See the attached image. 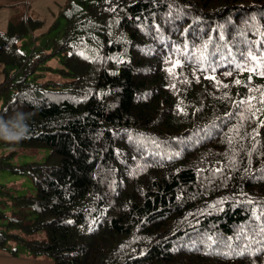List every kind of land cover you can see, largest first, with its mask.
Instances as JSON below:
<instances>
[{"label": "trees", "instance_id": "trees-1", "mask_svg": "<svg viewBox=\"0 0 264 264\" xmlns=\"http://www.w3.org/2000/svg\"><path fill=\"white\" fill-rule=\"evenodd\" d=\"M14 5L0 31L5 118L42 161L0 169V247L54 264H264V0H68L51 52ZM61 56L62 83L36 81ZM38 57V59H35ZM33 59V60H32ZM11 87V90H8Z\"/></svg>", "mask_w": 264, "mask_h": 264}, {"label": "rangeland", "instance_id": "rangeland-1", "mask_svg": "<svg viewBox=\"0 0 264 264\" xmlns=\"http://www.w3.org/2000/svg\"><path fill=\"white\" fill-rule=\"evenodd\" d=\"M67 2L68 0H16L14 3L0 6V10L3 11V14L0 13V31L5 30L8 25V18L10 15L7 16L5 13L9 14L10 12L11 14L14 5L23 4L26 10L24 11L27 12L28 15L40 19L44 24L42 27L20 39V49L26 54V56L31 55V58L34 56V51L37 56L40 55V52L42 54H49L52 49L50 41L52 34L48 29L53 21L58 18L60 10ZM35 59H38V57ZM61 59L60 55L47 57L34 73L36 81H53L62 83L69 80L67 77L62 76L59 73V69L63 68ZM18 74L19 70L17 67H6V70H4L3 65L0 64V86L8 79L15 81ZM8 90H11V87ZM2 104L3 96H0V107ZM11 152L14 153L9 158L10 162L12 164H23L31 161H42L49 153V149L3 146L0 143V157L10 154ZM0 185L6 187L14 194L29 193L34 190L29 177L26 175L14 174L5 169H0ZM18 251H20V249H18Z\"/></svg>", "mask_w": 264, "mask_h": 264}, {"label": "clouds", "instance_id": "clouds-1", "mask_svg": "<svg viewBox=\"0 0 264 264\" xmlns=\"http://www.w3.org/2000/svg\"><path fill=\"white\" fill-rule=\"evenodd\" d=\"M28 119V115L21 111H17L7 118L0 116V139L14 142L28 139Z\"/></svg>", "mask_w": 264, "mask_h": 264}, {"label": "crops", "instance_id": "crops-1", "mask_svg": "<svg viewBox=\"0 0 264 264\" xmlns=\"http://www.w3.org/2000/svg\"><path fill=\"white\" fill-rule=\"evenodd\" d=\"M16 0H0V6H5L10 3H14ZM0 13L3 14V11L0 10ZM7 16L10 15L5 13ZM20 249V251H18ZM0 264H54L52 259L35 256L26 250L22 246H18L16 254H13L11 251V246L0 247Z\"/></svg>", "mask_w": 264, "mask_h": 264}, {"label": "snow or ice", "instance_id": "snow-or-ice-1", "mask_svg": "<svg viewBox=\"0 0 264 264\" xmlns=\"http://www.w3.org/2000/svg\"><path fill=\"white\" fill-rule=\"evenodd\" d=\"M262 231H264V229H262Z\"/></svg>", "mask_w": 264, "mask_h": 264}]
</instances>
